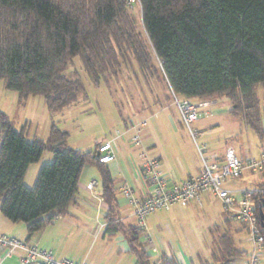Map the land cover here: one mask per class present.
Masks as SVG:
<instances>
[{"label":"trees","instance_id":"trees-1","mask_svg":"<svg viewBox=\"0 0 264 264\" xmlns=\"http://www.w3.org/2000/svg\"><path fill=\"white\" fill-rule=\"evenodd\" d=\"M126 8V0H0V81L20 101L41 96L52 116L85 100L81 79L65 71L79 57L95 85L117 75L131 45ZM140 10L168 89L194 101L224 96L233 106L230 113L264 137L256 94L257 85H264V0H140ZM67 137L52 122L45 140H28L25 129L15 130L0 112L2 215L24 223L30 237L66 213L82 168L91 163L99 171L108 205L104 232L121 231L136 264H152L139 240L144 229L120 221L112 177L95 157L97 145L93 151L67 148ZM45 150L53 160L40 167L28 187L26 170ZM256 187L264 189V181ZM251 199L257 223L264 227V192L251 193ZM241 254L225 232L215 240L211 260L200 264H231ZM157 264L179 263L161 254Z\"/></svg>","mask_w":264,"mask_h":264},{"label":"crops","instance_id":"crops-1","mask_svg":"<svg viewBox=\"0 0 264 264\" xmlns=\"http://www.w3.org/2000/svg\"><path fill=\"white\" fill-rule=\"evenodd\" d=\"M261 86L264 89V85ZM222 97L224 96H216L208 100L209 121L199 118L195 121L197 134L206 151L207 160L222 162L224 149L228 144L234 146L242 161L248 157H258L264 147V137H259L241 117L232 115L230 109L233 106L230 100L224 97L228 102L224 101L221 99ZM257 97L262 112L261 123L264 130V95L262 96L263 105L258 94ZM33 98L29 97L26 101ZM85 100H80L53 116L50 115L52 116L51 120L56 115L69 114L76 110ZM150 101L153 107H157L154 111H158L157 114H161L162 118L161 122L154 123L153 121L152 127L158 128L159 124L167 126V131L163 135L161 133V138L152 137L150 131L145 128L150 117H143L145 108L139 105V108L129 110V116L126 115L123 118L120 116L122 128L118 135L105 134V136L94 138L89 144H77L74 147L83 151H93L97 144L113 140L115 158L107 163L106 167L112 177L118 215L124 225H136V220L131 214V207L127 199L121 193L122 186L132 187L136 195H141L146 191L140 169L143 153L148 157L156 158L159 161L158 169L161 173L175 183L196 176L202 164V158L197 159L194 150L185 145L186 141L177 135V125L180 124L181 118L173 102L168 99L167 95L163 98L154 96L150 98ZM168 108L175 109L176 118L171 113H165ZM153 116L155 117L156 114ZM24 129L26 138H28L29 133L26 128ZM136 134L139 135V144H135L132 140ZM34 139H36L35 136L31 138V140ZM91 145L93 149L90 148ZM41 158L38 162L30 164L26 170L24 184L28 187L33 186L40 167L45 163V161H41ZM50 158L47 157L46 161H49ZM240 176L239 182L228 179L224 183V186L233 191L237 197L243 190L255 187L264 181V172H252L244 169ZM27 178L28 181H26ZM92 179L96 181V185L89 190L87 184ZM214 200H216L215 197L209 192H203L200 195V202H178L171 205L167 211H163L168 213L167 217L161 218L162 210L148 214L145 218L144 233L139 237V240L144 242L146 236H149L151 247L155 248V252L151 251V248L147 250L150 263H158L161 254L174 257L179 264H200L210 261L215 240L225 232L231 235L236 248L242 252L231 264L242 263L250 251V243L245 238L247 247L240 249L236 245L232 232L240 235L246 231L235 228L234 223L237 220L226 213L222 225L213 224L210 227V205ZM107 209L108 205L102 198L99 171L95 165L86 163L78 179L77 192L64 215L56 216L49 224L28 237L24 223L11 222L0 211V235L12 236L49 250L58 260L68 259L74 263L85 264H136V257L129 250L125 235L121 231L111 234L104 232L106 226L104 217ZM200 218H204L205 221L207 218L209 221H207V226L212 247L210 248L209 244L208 254L200 251L195 238L196 233L193 232V224L195 226ZM163 228L165 232L162 230ZM174 233L182 235L181 243L174 242L172 238ZM195 248L197 250H194ZM21 255V251L18 250L0 249V264H20Z\"/></svg>","mask_w":264,"mask_h":264},{"label":"rangeland","instance_id":"rangeland-1","mask_svg":"<svg viewBox=\"0 0 264 264\" xmlns=\"http://www.w3.org/2000/svg\"><path fill=\"white\" fill-rule=\"evenodd\" d=\"M124 19L130 34L131 45L130 51L127 54V61L121 62L119 71L115 77H106L98 85H95L82 68L79 57H74L69 63L65 74L69 77H79L83 82L86 92V100L82 102L76 110H73L69 114L56 115L52 121L50 118L52 116H50L47 108H45L41 96H29L30 98H34L28 101H20L17 92L6 89L3 81H0V112L6 115L13 128L18 131L21 128H26L29 133L28 140H31L33 136H35L36 139L45 140L51 122H54L58 128L68 133L66 142L67 148H74L77 144H89L98 136H105V134L118 135L122 128L120 116H122V118L126 115L129 116V110L131 108H139V105H141L145 108L143 117H150L145 127L150 131V135H152V137H160L161 133L162 135L165 134L167 131L166 125L159 124L160 127L158 128L152 127L153 121L154 123L159 122L162 118L161 114H157L158 111H154L157 107H153L150 98L154 96L163 98L167 95L168 99L172 101L171 93L166 86V80L160 67V61L156 58L145 35L141 22L140 7L135 5L132 8H126ZM134 52L141 60V64H138L137 59L133 57L132 54ZM257 94L263 105L262 96L264 95V89H262L261 85H257ZM221 99L228 102L224 97ZM158 110L160 109L158 108ZM203 110L207 111V113H202L199 119L203 121L207 119L209 121L210 107L206 106ZM165 113H171L175 118L177 115L174 108H168ZM153 114H156V116L154 117ZM159 116L160 118L158 119ZM195 123L196 122H193L191 124L192 131L194 132V134H192L180 119V124L177 125V135L186 141L185 145L191 147L197 159H200L201 156L206 157V151L202 146L201 139L198 137ZM90 148L93 149V146L91 145ZM47 157H51L49 161H46L48 160ZM52 160L53 154L49 151H44L41 161H45L44 164H47L52 162ZM240 178L241 176L237 177L235 180L239 182L241 180ZM26 181H28V178ZM163 211L167 210H162L160 213L161 218L167 217L168 215L167 212ZM224 218L225 211L216 199L210 205V227H212L213 224L222 225L224 223ZM205 219L208 221L207 218ZM207 221H205L204 218H200L195 226L193 224V232L194 234L196 233L195 238L197 239V244L200 251L205 254H208L210 244L207 226L209 221ZM195 227L197 230H195ZM234 227L246 231V233L243 232L240 235L232 232L236 245L240 249L246 248L248 234L245 226L239 221H235ZM162 230L165 232L164 228ZM181 236L180 233H174L172 235L176 244L182 242ZM245 238L247 241H245ZM211 247L212 244H210V248ZM194 250L197 249L195 248ZM261 264H264L263 253L261 255Z\"/></svg>","mask_w":264,"mask_h":264},{"label":"built area","instance_id":"built-area-1","mask_svg":"<svg viewBox=\"0 0 264 264\" xmlns=\"http://www.w3.org/2000/svg\"><path fill=\"white\" fill-rule=\"evenodd\" d=\"M127 7L135 5L140 7V0H126ZM171 99L175 105L182 123L192 131L191 124L202 113L208 101H194L176 95L171 89ZM137 131V130H136ZM135 144L140 143L139 135L132 138ZM95 157L99 163L107 164L115 158L113 140H107L97 144ZM202 164L199 173L194 177L183 179L179 183L172 182L158 169L159 161L156 158L142 154L141 177L146 185L145 193L136 195L135 190L124 185L121 188L122 195L127 199L131 207V214L135 217L136 225L145 229V218L158 210H168L171 205L178 202H200V195L209 192L222 206L225 213L245 226L250 242V251L240 264H261V255L264 254V227H259L255 214V205L251 199V193H262L264 189L252 187L242 191L237 197L233 191L227 189L224 183L228 179L235 180L244 169L252 172H264V147L258 157H248L240 160L233 145L228 144L224 149L222 162H209L202 156ZM96 185L94 179L90 180L87 188L91 190ZM144 249L155 252L151 247L149 236L144 240ZM0 249L21 251L20 264H85L74 263L68 259H55L49 250L37 247L35 244L19 240L8 235H0ZM157 264V263H154Z\"/></svg>","mask_w":264,"mask_h":264}]
</instances>
